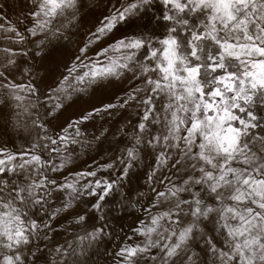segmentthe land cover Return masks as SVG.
<instances>
[{
  "label": "snow or ice",
  "instance_id": "snow-or-ice-1",
  "mask_svg": "<svg viewBox=\"0 0 264 264\" xmlns=\"http://www.w3.org/2000/svg\"><path fill=\"white\" fill-rule=\"evenodd\" d=\"M0 264H264V0H0Z\"/></svg>",
  "mask_w": 264,
  "mask_h": 264
},
{
  "label": "rangeland",
  "instance_id": "rangeland-1",
  "mask_svg": "<svg viewBox=\"0 0 264 264\" xmlns=\"http://www.w3.org/2000/svg\"><path fill=\"white\" fill-rule=\"evenodd\" d=\"M124 116H130L132 119H135V109H127L126 112H124L123 114H118L115 117H111L110 120L113 123H115V122L119 121L120 119H122ZM89 163H91V162L89 161ZM131 220H132L131 216L126 215L124 217L123 223L125 225V230H127V227L130 225ZM56 230L57 231L59 230V226L57 227ZM117 231H119V229H117ZM50 235H51V233H50Z\"/></svg>",
  "mask_w": 264,
  "mask_h": 264
}]
</instances>
